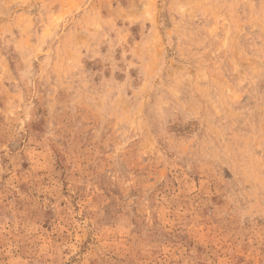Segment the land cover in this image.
I'll return each mask as SVG.
<instances>
[{"label": "rangeland", "instance_id": "374dc122", "mask_svg": "<svg viewBox=\"0 0 264 264\" xmlns=\"http://www.w3.org/2000/svg\"><path fill=\"white\" fill-rule=\"evenodd\" d=\"M0 264H264V0H0Z\"/></svg>", "mask_w": 264, "mask_h": 264}]
</instances>
